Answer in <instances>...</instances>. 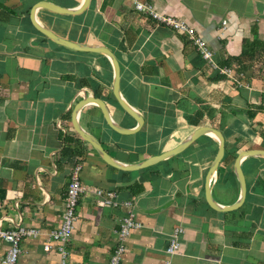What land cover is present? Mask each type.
I'll return each mask as SVG.
<instances>
[{
  "label": "crops",
  "instance_id": "1",
  "mask_svg": "<svg viewBox=\"0 0 264 264\" xmlns=\"http://www.w3.org/2000/svg\"><path fill=\"white\" fill-rule=\"evenodd\" d=\"M39 1L73 9L83 0H0V227H35L20 241L16 264H58L46 233L57 227L70 171L82 165L84 191L66 243L68 264H108L119 243L127 207L102 206L96 189L131 203L139 227L124 241L120 264H162L179 226L172 264H264V157L240 165L244 202L216 210L204 195L205 176L218 148L211 134L152 166L109 165L72 126L75 104L101 98L119 125L133 128L112 94L113 67L99 53L53 42L32 24ZM185 22L207 41L214 67L183 33L138 13L129 0H89L78 14L34 10V19L57 36L108 48L120 67V93L142 118L120 134L88 103L78 124L116 161L132 165L176 147L201 126L218 129L224 156L211 184L214 201L234 203L240 186L234 160L244 149H264V0H144ZM222 69H230L231 76ZM7 243H0V260Z\"/></svg>",
  "mask_w": 264,
  "mask_h": 264
},
{
  "label": "built area",
  "instance_id": "2",
  "mask_svg": "<svg viewBox=\"0 0 264 264\" xmlns=\"http://www.w3.org/2000/svg\"><path fill=\"white\" fill-rule=\"evenodd\" d=\"M129 1L132 8L138 13L148 15L155 23L163 24L174 31L185 34L194 44L201 57L211 63L212 66L217 67L213 63L212 49L209 47L207 41L198 35L192 27L188 26L183 21L158 13L149 2L144 0ZM222 71L231 76L230 69H222ZM81 168L82 165L79 162L73 165L65 190L61 221L57 227L49 230L44 238L43 249L45 251H49L52 248L53 243H56L55 248L59 256L58 264H68L69 252L66 248V243L69 240L74 228L78 199L84 191V185L82 184L80 178ZM95 194L99 198V202L102 206L117 207L119 205H123L127 207L126 215L120 219L119 223L120 227L118 233L120 241L114 247L108 263L120 264V258L125 249L124 241L132 229L139 227V223L134 219L131 203L129 201L121 202L115 191L99 188L96 189ZM1 208L2 203L0 202V211ZM181 232L182 228L177 226L170 234L168 244L164 250L162 264H172V257L177 253L180 246L179 235ZM38 234L39 230L37 228L31 226L28 227L22 224L17 225L12 229H2L0 227V243H7V249L0 260V264H16L21 251V239L26 236H37Z\"/></svg>",
  "mask_w": 264,
  "mask_h": 264
},
{
  "label": "water",
  "instance_id": "3",
  "mask_svg": "<svg viewBox=\"0 0 264 264\" xmlns=\"http://www.w3.org/2000/svg\"><path fill=\"white\" fill-rule=\"evenodd\" d=\"M88 2L89 0H83L82 3L78 7L73 8V9H68V8L60 7L58 5L49 3L47 1H39L32 7L30 11V18H31L33 26L38 31H40L42 34H44L46 37H48L50 40H52L53 42L66 46L68 48L74 49V50L99 53V54L106 56L110 60L112 67H113L112 94L114 98L116 99L120 108L136 121V125L133 128H125L119 125L111 117L105 102L101 98L94 97V96H86V97H83L81 100H79L75 104L73 111H72V126L74 130L76 131V133L84 141L88 142L97 151V153L104 159L106 163L116 168L123 169V170H136V169H141V168L152 166L164 159H167L173 155H176L182 152L192 142H194L198 137L204 134H211L217 138L218 148H217L216 154L205 176V183H204L205 200L210 207L216 210L227 211V210H234L238 208L244 202V199L246 196V182H245L244 173L242 171L240 163L243 160V158L247 156L264 157V149H244L237 153L235 160H234V173L236 175V178L240 186V193H239L237 200L234 203L228 206H221V205H218L214 201L212 194H211V184H213L215 181V175L217 172V168L224 156V150H225L224 137L218 129L210 127V126H201L198 129H196L189 137H187L185 140L179 143L176 147L169 149L159 155L149 157L136 164L126 165V164L120 163L116 161L115 159H113L107 153V151L102 147L100 142L93 135H91L90 133L82 129V127L78 124V121H77L78 112L84 105L88 103H92L100 109L106 124L117 133L132 134L136 132L137 130H139L143 122L138 112L133 107H131L121 96L120 85H119L120 67H119V64L115 56L108 48L104 46H100V45L78 44V43L69 41L67 39L61 38L57 36L55 33H53L50 29L40 25L34 19V10L38 8H45L50 11L61 13V14H78V13H81L87 7Z\"/></svg>",
  "mask_w": 264,
  "mask_h": 264
}]
</instances>
